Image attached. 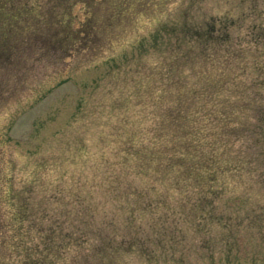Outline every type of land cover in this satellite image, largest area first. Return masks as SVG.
<instances>
[{"label": "rangeland", "instance_id": "obj_1", "mask_svg": "<svg viewBox=\"0 0 264 264\" xmlns=\"http://www.w3.org/2000/svg\"><path fill=\"white\" fill-rule=\"evenodd\" d=\"M64 1L8 0L21 10L38 7L27 13L30 27L0 34V181L6 176L33 209L58 220L55 241L85 236L82 254L92 264H264V0L99 4L83 49L53 63L35 36L42 16ZM128 4L133 22L115 15L107 26L113 10ZM74 9L83 20L81 5ZM206 28L217 40L205 56L209 42L195 32ZM178 68L186 78L176 86ZM223 74L236 78L241 139L234 148L243 151L244 169L217 170L211 186L202 185L211 179L204 173L133 174V196L109 193L129 185L116 175L131 143L149 153L161 132L170 138L177 130L176 96L195 76L212 80L216 99H229L228 81L216 83Z\"/></svg>", "mask_w": 264, "mask_h": 264}, {"label": "trees", "instance_id": "obj_2", "mask_svg": "<svg viewBox=\"0 0 264 264\" xmlns=\"http://www.w3.org/2000/svg\"><path fill=\"white\" fill-rule=\"evenodd\" d=\"M64 2L62 10L53 8L42 16L44 21L38 23L39 31L35 36L41 41L43 50L48 48V55L53 57V63H57L61 59L66 62L65 60L72 52L83 49L81 46L84 47L83 40L87 35L85 32L87 24L91 19L95 20L93 11L99 7V4L118 6L113 4L114 0H65ZM11 3L9 4L8 0L0 1L1 36L7 32L9 36H13L16 31L30 27L31 21L27 18V13L33 11L34 7H38V5H34L31 7L32 9L24 7L21 10L16 6L13 7ZM77 4L81 5V9L84 10L83 20H79L75 13L74 7ZM129 4L125 12L117 11L118 9L115 8L109 16L110 18L108 17L109 25L107 26H112L115 15L126 14L133 22L134 16L128 12ZM56 7L58 9L59 5ZM33 14L29 13V18L40 19L38 16L32 17ZM25 15L27 23L22 24ZM35 22L31 23L32 27ZM213 32L214 29L210 30L209 28H206L204 33L195 32V38L209 42L202 49V54L205 56L207 48L217 40L213 37ZM174 67L178 66L173 65L172 68ZM174 71L176 73L175 84L179 86L184 83L186 77L182 76L184 73L179 71V68ZM193 73L198 75L197 70ZM163 80H166V77ZM195 80L193 84L189 85L188 93H179L176 96L175 113L172 114L171 120L174 121L177 130H173L170 138L168 133L164 137L161 132L159 138L162 139L159 143L152 141L154 144L150 147L149 153H146L144 149H136L131 143L130 146L134 150L129 152L122 169H117L119 175H116V179L119 181L126 179L129 184L127 176H133V174L153 177V175L163 172L172 177L176 175L197 177L199 173H204L211 179L205 181L203 178L204 182L200 184L211 186L216 180L213 174L217 170L223 173L244 169L243 151L241 153V149L234 148V142L241 139L235 75L225 76L223 74L217 78L218 85L226 84L223 80L228 81V85L224 89L225 92H230L227 96L229 99L224 100L214 97L216 91H212L210 87L212 80L209 77L204 80L195 76ZM231 84L235 88L233 92L230 88ZM166 87L167 85L163 84L160 89H166ZM209 98L213 99L216 104L209 109L204 108V105L210 101ZM173 100L172 102H174ZM161 143L163 146L159 149L160 147L156 144ZM158 162L159 166H157ZM117 186L110 187L109 193L115 194L114 192L119 191L120 195L126 197L135 194V190L131 192L130 184L126 190ZM24 189L27 192L31 191L27 190V187ZM17 192L12 187L11 180L4 176L0 181V247H3V252L0 253V264H92L90 257L87 254L86 256L82 254L84 253L83 246L88 247L85 236L75 237L74 233L70 232L63 234L62 239L58 238V241H55L54 234H56V229L60 228L58 220L51 223L46 218L49 217L48 214L46 213V217L43 215L45 210L43 212L36 211L31 206V200ZM201 200L208 201L205 196ZM83 206L89 211H93L95 207V205L90 206L89 203H84ZM77 213L79 214L80 210H77ZM45 221L46 228L43 224ZM56 235L58 236V234ZM9 241L11 244L8 243ZM80 251L81 257L78 255Z\"/></svg>", "mask_w": 264, "mask_h": 264}]
</instances>
